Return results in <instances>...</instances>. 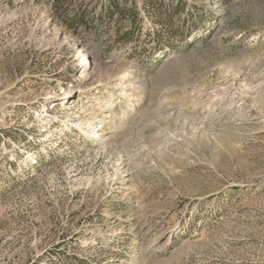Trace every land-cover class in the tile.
<instances>
[{
    "label": "rangeland",
    "instance_id": "obj_1",
    "mask_svg": "<svg viewBox=\"0 0 264 264\" xmlns=\"http://www.w3.org/2000/svg\"><path fill=\"white\" fill-rule=\"evenodd\" d=\"M58 1L0 0V264H264V0Z\"/></svg>",
    "mask_w": 264,
    "mask_h": 264
},
{
    "label": "trees",
    "instance_id": "obj_2",
    "mask_svg": "<svg viewBox=\"0 0 264 264\" xmlns=\"http://www.w3.org/2000/svg\"><path fill=\"white\" fill-rule=\"evenodd\" d=\"M58 3H59V1L56 0V3H55V4H58ZM77 19H78V17H74V18L72 19V21L75 22Z\"/></svg>",
    "mask_w": 264,
    "mask_h": 264
}]
</instances>
